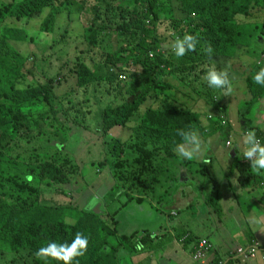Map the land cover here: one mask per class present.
<instances>
[{
	"label": "trees",
	"instance_id": "16d2710c",
	"mask_svg": "<svg viewBox=\"0 0 264 264\" xmlns=\"http://www.w3.org/2000/svg\"><path fill=\"white\" fill-rule=\"evenodd\" d=\"M261 8L259 0H13L0 5V264H45L34 253L49 241L71 243L78 231L89 237L88 247L72 264H117L120 253H130L124 246L132 241L135 247L137 232L119 234L114 216L128 203L148 197L133 192L153 191L166 160L191 166L193 162L179 161L176 149L183 140L178 130L197 132L199 115L188 104L189 108H180L178 100L184 90L189 92L185 99H197L200 94L193 81L206 88L202 99L212 103L213 93L222 94L224 89L210 88L204 75L212 65L219 70L221 59L237 58L227 52L241 47L246 30L235 18L252 17ZM186 33L198 38L196 49L175 58L171 44ZM256 33L264 42V25ZM30 34L49 35L44 50L60 63L54 72L43 73L41 83H26L29 55L11 46L26 44ZM70 37L80 39L83 49L62 62ZM209 46L211 57L204 51ZM65 67H70L75 83L68 92L58 93ZM122 73L127 75L124 81L119 80ZM177 84L189 89L181 88L180 93ZM107 85L115 89V97L101 109L96 132L107 147L97 170L108 167L115 183L112 189L121 191L107 214L110 226L101 212L84 210L75 218L67 206L40 199L41 186L60 188L72 184L80 173L62 151L73 128H87L78 116L70 119L63 101L71 104L76 91ZM246 85L256 86L249 91L257 92L252 98L264 96V86ZM71 110L78 112L76 106ZM114 130L117 136L104 142ZM50 147L54 151L44 154ZM235 167L239 182H246L250 166L237 162ZM206 169L198 165L195 173L203 175ZM209 172L213 189L207 201L212 203L219 183ZM104 200L105 196L99 203ZM217 204L213 206L219 213ZM47 264L63 262L49 259Z\"/></svg>",
	"mask_w": 264,
	"mask_h": 264
},
{
	"label": "crops",
	"instance_id": "0c3cea01",
	"mask_svg": "<svg viewBox=\"0 0 264 264\" xmlns=\"http://www.w3.org/2000/svg\"><path fill=\"white\" fill-rule=\"evenodd\" d=\"M236 18L235 21L237 20L236 23L239 25L247 22L244 18L251 19V17ZM260 42L264 45L261 37ZM263 49L264 47L260 51L264 52ZM257 55L253 53L254 58ZM261 57L264 60V54H261ZM235 60H242V66L244 69L247 68L243 78L254 76L258 72L256 68L264 67V63L256 65L253 59L248 57V53L241 54ZM229 63H232V60ZM234 87L232 91V93L236 92L234 96L232 93L227 96L223 94L224 92L214 93L215 98L212 99V103L211 99H192L202 100V108L206 109L201 119L200 116L198 118L197 133L201 143L204 137L203 141L206 145V151L199 157L198 165L207 169L203 179H200L194 175L198 167L193 170L191 166L183 167L178 164L180 176L179 173L177 177L175 174L172 176L174 183L171 189L163 188V193L168 194L164 202L165 210L169 209V217L163 218L161 225L156 229L153 226L135 225L134 218L131 221L127 220V217L134 216L135 210L144 212L142 207L144 200L141 203L135 201L128 203L115 215L114 227L118 233L129 235L137 232L138 238L135 247L131 246L132 241L127 242L124 248L130 253L122 252L117 264H203L219 258L228 259L232 264H262L260 255L264 254V173L257 175L250 167L251 176L247 177L246 182L240 183L239 172L235 165L240 162L250 166V161L243 157L245 148L243 138L247 130L254 129L257 137L264 144V96L255 99L251 96L252 93L257 92H245L243 89L239 90L238 86ZM240 93H243L242 99ZM89 100L78 99L77 103L86 106ZM111 101L105 99L103 108ZM192 109L200 110V108ZM209 116L211 118H208ZM222 130L225 133L223 139ZM226 143L229 145L227 146ZM208 169L219 183L218 193L214 195L212 203L207 201L210 195L207 193L209 191L211 193L213 189ZM170 181L168 180L167 185ZM89 189L93 191V188ZM147 200L149 203V208L145 212L147 217L162 214L163 204L158 206L150 199ZM215 202L218 203L219 213L215 212L213 206ZM102 207L104 208L101 213L102 218L104 221H110L107 214L111 211L105 205ZM144 231L149 236H145ZM143 234L145 237L141 241ZM201 238H206L211 244L203 262L196 261L191 256ZM253 244L258 246L253 257L244 259L235 253L238 247Z\"/></svg>",
	"mask_w": 264,
	"mask_h": 264
},
{
	"label": "rangeland",
	"instance_id": "374dc122",
	"mask_svg": "<svg viewBox=\"0 0 264 264\" xmlns=\"http://www.w3.org/2000/svg\"><path fill=\"white\" fill-rule=\"evenodd\" d=\"M13 0H0V5L6 4L8 2H11ZM21 1V0H17ZM261 2V9L259 12L256 13L255 16L249 18H244L243 16H239L236 19H247L246 23L241 24L246 30L244 35L241 37L239 44L241 47H231L228 50V55L233 56L234 58L240 56L241 54L248 53V57L252 58L255 64L257 63H264V60L261 57V49L264 47L263 43L260 42V37L256 33V28L261 27L264 25V0H259ZM81 21L85 22L84 16L80 14ZM237 21V20H236ZM9 22V19H7L6 24ZM22 27V26H20ZM24 28V27H23ZM31 39V42H29ZM24 43H18L13 44L11 43V46L21 52L22 55L26 56L29 55V61L26 63L25 71H28L30 74L26 75V83L30 82H36L41 83L44 82L42 79V75L44 72H46L47 69H50V71L54 72L58 65L60 64L56 56H51L50 51H45L44 47L50 43V36L49 35H38V34H30V37L26 40ZM67 46L69 48L68 56L63 59L62 62H65V60H71L78 54L76 51L83 49V46L81 44V40L76 37H70L67 40ZM115 47V44H111V49ZM261 48V49H260ZM243 50V51H241ZM257 53V57H253V53ZM36 57V58H35ZM175 58H177L174 55ZM229 63L228 60L221 59V63L219 64L220 69L225 65L226 63ZM231 65V68L229 69L230 72V79L232 80V87L238 86L239 90L243 89L245 92H249L250 90H254L256 86H248V84H253V76H250L248 78H243V73H245L246 69L242 66V60H234L232 58V63H229ZM227 64V65H229ZM70 65V64H69ZM226 65V66H227ZM225 66V67H226ZM130 67L135 68L134 66L130 65ZM70 67H65L61 71L62 78L61 85L57 87L58 93L68 92L69 89H71L74 86L75 79L73 75L69 73ZM128 73V72H127ZM247 73V72H246ZM124 74V73H122ZM125 75V74H124ZM127 76V75H126ZM125 76V77H126ZM201 81V80H200ZM247 82V83H244ZM193 88L199 92V96H197V99H202V95L206 91V88H203L199 82L193 81ZM179 86V92L181 93L180 89L185 88L189 89L182 84H177ZM183 90V89H181ZM224 92V91H221ZM73 93V92H72ZM183 97L178 100L179 107L180 108H189L187 104L191 108H200L199 111H193L197 113L201 117L204 115L206 109L202 108V100H190L185 99L187 94L189 96V92L184 90L182 91ZM236 92H233L232 95L234 96ZM241 99L243 96V93H240ZM93 96V97H91ZM115 97V89L111 88L110 86H100L96 87L93 90H90L89 92H84L83 89L76 91L70 99H75V102L73 100L71 101V104H67L65 101H63V105L65 109H70V119L72 120L75 116H78V122L81 123L83 126L87 128V130H82L78 128H73L71 133L68 134L66 143L63 145L64 150L62 151V155L68 156L70 160L75 162L79 168L80 173L76 176V178L73 180L72 184H66L61 186L60 188L56 186L55 188L48 187L46 185L41 186V196L40 199L42 202H46V204L50 205H62L67 206L68 211L71 212L72 216L75 218L77 215H80L82 211L84 210H93L96 212H103L104 208L102 205L104 203L107 206V209L109 211H113L114 205L111 204L112 201L116 202L119 197L118 193H121L119 191L116 193L112 187L114 186V180L112 177V174L108 167H103L99 171L98 168V162L102 161L107 153V147L102 144V138L98 132H96V128L98 125H95L99 122V113L101 109H103V106L105 105V99L113 100ZM181 97V94L180 96ZM90 99L88 102V105L86 106H77V100L81 99ZM213 98H215V94L213 93ZM65 99V98H64ZM102 99V100H101ZM194 99V98H191ZM185 101V102H182ZM189 101V103H188ZM77 103V104H76ZM73 106H76V109L78 110L77 113L74 114V112L71 110ZM81 109L84 110V112H81ZM222 134V139L225 137L224 130ZM117 130H114L111 134L104 137V142L109 141L110 138H113L116 135ZM202 137V143L200 148V153L198 155V158H194L191 161V169H195L198 167V161L199 157H201L202 154L206 151V145L203 141ZM59 148V146H57ZM53 150V147H50L44 154L48 155L51 154ZM54 151V150H53ZM179 158V157H178ZM179 160H183L181 157ZM165 162L166 169L163 168V173H161V178L159 179V182L154 184V190L153 191H135L133 194L137 192H141L144 194H147V199H150L153 203L157 204H163L162 208V214H158L156 217H147L145 215L146 210L149 208V203L147 199H144L142 203V207L144 208V212H138L135 210L133 217H127V220H136L135 225H145V226H153L155 229L161 225L163 218H168V211L169 209L165 210V202L164 198H168L167 192L163 193V188L167 187L168 189H171V185L174 183V179H171V175L175 174L177 177L179 166L178 162H173L171 160H166ZM215 164L217 162H214ZM218 170V168H217ZM172 175V176H173ZM194 175L197 178L203 179V175L199 173H194ZM220 176V174H219ZM180 178L178 177V180ZM168 180H171L169 185H167ZM100 186H104L105 190L102 191L104 193L103 197L105 196V200L103 204L98 203L96 192L100 188ZM89 188H93V191ZM58 189H62L59 191ZM210 194V191L207 193ZM102 199V198H100ZM98 206V207H97ZM168 206V203H167ZM96 209H99L100 211H97ZM110 212V213H111ZM109 213V212H108ZM103 216V215H102ZM115 218V216H114ZM105 223L107 225H111L110 221H106ZM104 232V231H103ZM114 241V240H113ZM127 242L125 243V245ZM125 247V246H124ZM121 254V253H120ZM119 254V256H120Z\"/></svg>",
	"mask_w": 264,
	"mask_h": 264
},
{
	"label": "clouds",
	"instance_id": "9594fccd",
	"mask_svg": "<svg viewBox=\"0 0 264 264\" xmlns=\"http://www.w3.org/2000/svg\"><path fill=\"white\" fill-rule=\"evenodd\" d=\"M198 38L193 34H185L183 37H177L171 44V49L177 58L184 57L187 53L195 51ZM211 57L213 49L211 46L204 49ZM231 65H227L222 69H217L215 65L209 67L204 75V79L210 88H223L224 95H231L233 91L232 80L230 79L229 69ZM253 82L264 86V67H261L253 76ZM178 135L182 137L183 143L177 146V154L187 160L197 158L200 153L201 141L198 133L193 130H178ZM245 146L243 157L250 161V167L257 175L264 173V144L261 143L254 129L247 130L243 138ZM205 163H208L205 161ZM89 237L83 232H76L71 243L49 241L46 245L41 246L34 255L40 259L47 261L57 260L63 264H72L79 256H83L87 251ZM142 247V245H137Z\"/></svg>",
	"mask_w": 264,
	"mask_h": 264
},
{
	"label": "built area",
	"instance_id": "2783aa9c",
	"mask_svg": "<svg viewBox=\"0 0 264 264\" xmlns=\"http://www.w3.org/2000/svg\"><path fill=\"white\" fill-rule=\"evenodd\" d=\"M149 57H152V53H149ZM119 80L124 81L126 80V77L124 74L119 75ZM208 118H211L209 116ZM228 146L229 143H226ZM211 244L206 238H201L198 240L197 245L195 249L192 251L191 256L196 261L203 262V259L206 255V252L210 249ZM258 250V246L256 244L249 245L247 247H238L235 250V253L239 255L240 257L246 259L253 257ZM261 263L264 264V254L260 255ZM203 264H232L228 259L219 258L215 260H210L208 262H204Z\"/></svg>",
	"mask_w": 264,
	"mask_h": 264
},
{
	"label": "water",
	"instance_id": "95a60500",
	"mask_svg": "<svg viewBox=\"0 0 264 264\" xmlns=\"http://www.w3.org/2000/svg\"><path fill=\"white\" fill-rule=\"evenodd\" d=\"M103 190H105L104 186H100V188L97 190L96 192L97 200L103 197L104 195V193H102Z\"/></svg>",
	"mask_w": 264,
	"mask_h": 264
}]
</instances>
